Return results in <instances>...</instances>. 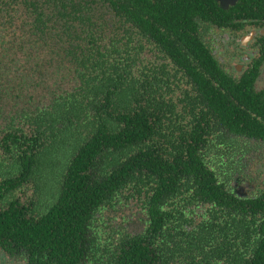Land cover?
Segmentation results:
<instances>
[{"label": "trees", "instance_id": "1", "mask_svg": "<svg viewBox=\"0 0 264 264\" xmlns=\"http://www.w3.org/2000/svg\"><path fill=\"white\" fill-rule=\"evenodd\" d=\"M178 14L0 0L1 262L264 264V96Z\"/></svg>", "mask_w": 264, "mask_h": 264}, {"label": "flooded vegetation", "instance_id": "2", "mask_svg": "<svg viewBox=\"0 0 264 264\" xmlns=\"http://www.w3.org/2000/svg\"><path fill=\"white\" fill-rule=\"evenodd\" d=\"M150 1L153 11L176 7L180 25L205 45L224 73L246 78L264 96V0Z\"/></svg>", "mask_w": 264, "mask_h": 264}, {"label": "rangeland", "instance_id": "3", "mask_svg": "<svg viewBox=\"0 0 264 264\" xmlns=\"http://www.w3.org/2000/svg\"><path fill=\"white\" fill-rule=\"evenodd\" d=\"M52 184H53V186H51V187L53 188V190L51 191V194H55V193H57V191H58L57 182H56L54 179H52V180H51V185H52ZM26 191H27V190H26ZM46 193L49 194V193H50V189L46 190ZM27 194H28V195H27ZM27 194H26V195H27L28 197H30L29 195L33 194V192L31 191V189H30V190L28 189ZM43 197H44V196H43ZM49 198H50V197H49ZM44 199H45V198H44ZM23 200H24V203H25L26 205H29L30 202L25 201V200H27V199L23 198ZM50 200H51V198H50ZM128 230L131 231V232L137 233L138 231H140L139 224H135V225H133V226H130V227L128 228ZM0 257H1V254H0ZM0 264H7V263H6V262H1V260H0Z\"/></svg>", "mask_w": 264, "mask_h": 264}]
</instances>
